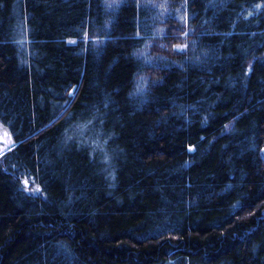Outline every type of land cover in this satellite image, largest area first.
I'll return each instance as SVG.
<instances>
[{
    "label": "trees",
    "instance_id": "16d2710c",
    "mask_svg": "<svg viewBox=\"0 0 264 264\" xmlns=\"http://www.w3.org/2000/svg\"><path fill=\"white\" fill-rule=\"evenodd\" d=\"M262 150L264 0H0V264H264Z\"/></svg>",
    "mask_w": 264,
    "mask_h": 264
},
{
    "label": "snow or ice",
    "instance_id": "6c2138e0",
    "mask_svg": "<svg viewBox=\"0 0 264 264\" xmlns=\"http://www.w3.org/2000/svg\"><path fill=\"white\" fill-rule=\"evenodd\" d=\"M108 7H114V5L113 4H109ZM185 35H187V34L185 33ZM186 47H187V45L177 46L176 51H181V50H183V48H186ZM5 136L8 138L9 141L11 140V136H10L9 133L6 132ZM262 151H264V150H262Z\"/></svg>",
    "mask_w": 264,
    "mask_h": 264
}]
</instances>
